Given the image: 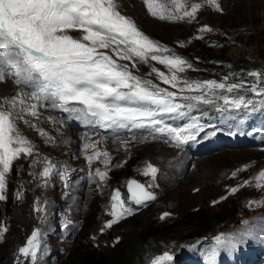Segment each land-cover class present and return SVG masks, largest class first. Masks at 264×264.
<instances>
[{"label":"rangeland","instance_id":"374dc122","mask_svg":"<svg viewBox=\"0 0 264 264\" xmlns=\"http://www.w3.org/2000/svg\"><path fill=\"white\" fill-rule=\"evenodd\" d=\"M158 2L172 7L170 0ZM195 2L202 0H185L189 6ZM218 3L222 10L204 5L197 11L194 20L186 18L172 21L152 16L144 0H118L119 11L134 20L140 30L152 40L167 46L170 54L185 59L189 54L195 57L198 54L208 60L211 58L227 65L233 62L243 63L247 66L248 72L264 70V0H218ZM205 25L211 27L212 31L201 32L200 29ZM71 34L74 37L82 35L80 32ZM110 54L117 58L114 53ZM119 62L128 64L135 75L152 80L169 91H176L177 102L181 97L198 94L181 92L179 87L173 89L171 85L165 84L152 69L155 67L167 74L168 68L156 61L148 63L138 61L135 67H132L131 61ZM192 69L186 68L185 72L179 73L180 77L199 81ZM221 80L223 79L219 81ZM228 82L238 81L230 79ZM20 87L12 79L0 82V97L14 96ZM24 90L31 91L30 88ZM219 102L223 104L222 100ZM40 112L38 120L26 117L36 124V128L23 122H19L18 126L34 143L41 163L32 166L35 156H21L14 161L12 171L7 176L4 193L6 199L0 201L2 215L15 199L21 203L26 193L32 194L33 212L28 213L32 217L24 224L20 240L25 238L26 242L36 228L45 233L37 264H76L77 260L74 259L77 257L80 258L78 264H83L84 261L101 262V249L98 244L102 240H108L115 245L119 240L114 234L115 226H120L139 215L138 209L147 206L151 211L157 210L161 216L165 212L170 213L169 216L175 214L176 218H180L186 224L207 218L201 227L176 237L173 236L176 232L175 225L170 221L154 227L156 233L148 236V246L160 248L146 254L144 261L147 259V264H150L151 258L165 250L171 251L174 255L171 264H186L188 257L193 253L206 257L205 250L214 243L212 240L214 236L246 227L253 229V236L244 238L245 242L239 246H249L256 234L255 231L264 230V221L259 220L264 218V206H247L249 201L264 199V188L246 185L236 193H230L231 187L242 184L264 169V105L251 112L234 115L227 113L220 120L212 118L207 122L199 120L205 126L204 130L194 141L190 140L179 147L167 136L151 133L150 129L136 132L132 131L133 129H120L119 133L109 134L110 131L97 126L98 130L94 132L85 124L83 127L71 124L67 113L61 110L44 107ZM48 117H53L57 122L53 123ZM162 118L173 126H180L196 117L187 113L164 114ZM260 118L261 127L256 132L253 125ZM38 128L44 129L48 135H40ZM246 130L252 131L254 138L255 136L261 138L262 144L231 145L217 136V133L240 135ZM204 139H214L215 143L212 144L214 148L203 154L195 153L200 150L197 144ZM86 140L99 142L97 149L110 153L111 163L108 165L110 170L108 179L104 182L95 176L96 168L103 170L104 158L101 157L89 165L83 150ZM192 142L196 146L195 149L190 145ZM221 143L224 144L218 147L217 145ZM93 151L91 148L88 149L89 154ZM45 157L57 166V171L47 178V184L45 178L39 175L44 167ZM148 162L159 169L155 178L142 174ZM244 165L249 167L238 172L236 177H232L231 173L243 168ZM65 166L69 172L67 177L61 175ZM131 179H136L146 186L153 185L149 190L156 194V199L147 202L146 206L132 204L134 213L108 228L106 222L112 219L109 204L113 190L119 188L127 201L129 193L126 185ZM17 192H21L22 197L17 198ZM213 201L219 202L214 204ZM37 207L43 211H36ZM244 220H248L250 224L244 225L242 223ZM68 221L72 223L64 227ZM9 227L0 241V264H11L13 261L12 264L25 262L32 264L30 257L26 258L19 253L20 245L14 246L15 230ZM27 227L32 229L28 235Z\"/></svg>","mask_w":264,"mask_h":264},{"label":"snow or ice","instance_id":"6c2138e0","mask_svg":"<svg viewBox=\"0 0 264 264\" xmlns=\"http://www.w3.org/2000/svg\"><path fill=\"white\" fill-rule=\"evenodd\" d=\"M144 3L152 16L172 21L194 20L204 5L222 10L218 0H202L190 6L185 0H170L171 8L158 0H144ZM200 31L210 32L212 29L205 25ZM72 32L82 35L74 37ZM119 60L131 61L132 67L138 61H156L166 66L167 74L155 67L152 71L173 89L179 87L181 92L198 93L184 96L185 100L208 105L222 100L221 111L251 112L256 110L257 103L264 105V70L247 73L254 78L250 85L243 79L229 83L231 77L227 75L221 81L181 78L179 73L192 65L185 58L170 54L167 46L141 31L134 20L119 11L118 0H0V82L12 79L21 86L14 96L0 97V201L6 199L7 176L14 161L21 156H35L32 166L41 163L34 143L18 125L23 122L36 128V124L26 117L38 120L40 109L44 107L68 113L69 119L81 121L86 126L150 129L151 133L167 136L177 147L195 140L204 130L205 126L196 118L180 126L165 122L164 114L185 115L184 109L192 105L177 102L176 91H169L152 80L135 75L128 64ZM48 119L57 122L53 117ZM37 131L42 136L48 135L42 128ZM97 143L86 140L83 150L89 165L104 158L103 170L95 169V176L104 182L110 170V153L97 149ZM90 148L94 150L91 154L88 153ZM43 164L39 175L47 184V178L57 171V166L47 157ZM248 167L244 165L232 172V177ZM158 172L159 169L148 162L142 174L155 178ZM68 174L65 166L61 175L67 177ZM246 185L264 188V169L242 184L231 187L230 193H236ZM126 187L129 193L127 201L119 188L113 190L109 204L112 219L106 222L108 228L132 215V204L146 206L147 202L156 199V194L149 190L153 185L146 186L131 179ZM16 195L17 198L22 197L21 192ZM218 202L213 201L214 204ZM254 205L264 206V199L249 201L247 206ZM35 210L43 211L40 207ZM169 215L165 212L161 219ZM70 223L68 221L64 227ZM242 223L250 224L248 220ZM7 231L6 226H0V241ZM44 235L40 228L34 229L24 246L18 249L22 256L30 257L32 264H37ZM251 236L253 229L247 227L217 234L212 238L214 243L205 250L206 259L214 264L221 249H237L245 242L244 238ZM173 259V253L165 250L151 258L150 264H171Z\"/></svg>","mask_w":264,"mask_h":264},{"label":"trees","instance_id":"16d2710c","mask_svg":"<svg viewBox=\"0 0 264 264\" xmlns=\"http://www.w3.org/2000/svg\"><path fill=\"white\" fill-rule=\"evenodd\" d=\"M206 57L210 58V56ZM188 62L192 65V71L196 73L199 78V81L203 80H217L223 79L224 76H230L231 80L240 81L241 79L251 84L254 80L253 77L247 75L248 69L243 63H227L216 61L213 59H206L197 54V57L189 54V57L186 58ZM242 66H245V68ZM251 96V93H248ZM257 100L260 98L257 97ZM179 102L181 104H191L192 107L184 109L190 115H195L197 118L205 120L209 116H214L217 118H221L225 116L228 112L230 114H234L237 112H247L244 110L236 111H221L220 105L222 103L218 102L217 104H203L197 103L195 101H189L183 99V97L179 98ZM260 103H257L256 108L262 107ZM33 196L31 193H26L21 199V203L15 199L11 202L10 207H7V210L0 214V226H6L9 229L14 231V246L18 244L19 248L22 247L26 242L25 238L20 240L21 231L25 228L26 223H28L30 214L33 212ZM144 209V210H143ZM139 215L132 217L127 222H123L120 226H115L114 234L119 238L118 242L113 245V243L108 242V240H102L101 243L98 244L100 246V259L101 262H88L84 261L83 264H147V259L144 261L145 256L151 250H158L160 247L148 246V236L151 233H156L154 227L162 226L167 222H172L174 227L175 234L173 236L181 235L186 231H190L191 229L199 228L204 225V222L207 221L205 218L203 221H195L193 224H186L180 218H176L174 215L166 217L165 219H161V213L157 210L151 211L150 207L139 208ZM29 211V212H28ZM144 212V214L142 213ZM198 222V223H197ZM9 223V224H7ZM176 223V224H174ZM23 228V229H22ZM32 229L27 227L26 235L31 232ZM209 234V233H208ZM111 243V244H110ZM18 253V251H17ZM15 257H13L14 259ZM11 260V262L13 261ZM79 257L74 259L76 264H78ZM14 262V261H13ZM12 262V263H13ZM11 263V264H12ZM26 264V262H25Z\"/></svg>","mask_w":264,"mask_h":264},{"label":"bare ground","instance_id":"6f19581e","mask_svg":"<svg viewBox=\"0 0 264 264\" xmlns=\"http://www.w3.org/2000/svg\"><path fill=\"white\" fill-rule=\"evenodd\" d=\"M10 83H11V82H10ZM1 85H2V84H1ZM157 147H158V146H157ZM155 150H156V149H155ZM155 150H154V151H155Z\"/></svg>","mask_w":264,"mask_h":264}]
</instances>
